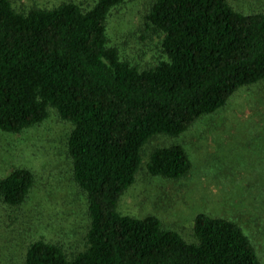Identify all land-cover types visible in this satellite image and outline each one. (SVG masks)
Wrapping results in <instances>:
<instances>
[{
	"label": "trees",
	"instance_id": "16d2710c",
	"mask_svg": "<svg viewBox=\"0 0 264 264\" xmlns=\"http://www.w3.org/2000/svg\"><path fill=\"white\" fill-rule=\"evenodd\" d=\"M128 0H61L16 7L0 0V131L21 133L51 108L70 124L71 177L86 199L78 248L29 242L23 264H264L242 226L199 212L192 238L154 215L121 214L118 203L157 135L177 137L264 80V12L228 0H153L144 27L160 39L152 65L125 59L109 43L108 19ZM147 173L185 180L194 165L181 144L153 148ZM35 176L16 167L0 178V208L19 207Z\"/></svg>",
	"mask_w": 264,
	"mask_h": 264
},
{
	"label": "rangeland",
	"instance_id": "374dc122",
	"mask_svg": "<svg viewBox=\"0 0 264 264\" xmlns=\"http://www.w3.org/2000/svg\"><path fill=\"white\" fill-rule=\"evenodd\" d=\"M61 0H12L18 8L51 6ZM86 2L91 0H76ZM153 0H128L108 19L109 43L142 66L161 55L160 39L144 27ZM245 13L264 12V0H228ZM70 124L53 108L38 125L21 133L0 131V178L16 167L35 176L26 201L0 208V264H23L30 241L43 238L78 248L87 224L86 199L72 180L66 153ZM181 144L193 173L172 181L150 176L147 154L155 147ZM121 214L157 216L165 228L192 238L199 212L239 223L264 262V80L240 87L217 112L201 118L177 137L157 135L142 148V165L118 203Z\"/></svg>",
	"mask_w": 264,
	"mask_h": 264
}]
</instances>
